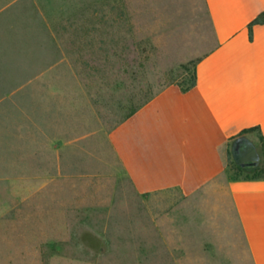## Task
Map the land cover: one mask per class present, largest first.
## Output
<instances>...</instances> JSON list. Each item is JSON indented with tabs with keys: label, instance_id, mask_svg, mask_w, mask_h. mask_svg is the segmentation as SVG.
Returning a JSON list of instances; mask_svg holds the SVG:
<instances>
[{
	"label": "rangeland",
	"instance_id": "374dc122",
	"mask_svg": "<svg viewBox=\"0 0 264 264\" xmlns=\"http://www.w3.org/2000/svg\"><path fill=\"white\" fill-rule=\"evenodd\" d=\"M10 5L0 9V264H254L228 185L249 133L225 147L183 118L194 70L183 64L210 42L204 1ZM36 11L50 53L22 84Z\"/></svg>",
	"mask_w": 264,
	"mask_h": 264
},
{
	"label": "crops",
	"instance_id": "0c3cea01",
	"mask_svg": "<svg viewBox=\"0 0 264 264\" xmlns=\"http://www.w3.org/2000/svg\"><path fill=\"white\" fill-rule=\"evenodd\" d=\"M203 1L210 32L202 38L210 42L194 55L196 82L181 98L183 118L220 136L226 147L245 128L259 126L264 135V22L254 23L264 20V0ZM254 132L242 135L251 143L246 161L264 155ZM228 183L253 263L264 264V178L230 176Z\"/></svg>",
	"mask_w": 264,
	"mask_h": 264
},
{
	"label": "trees",
	"instance_id": "16d2710c",
	"mask_svg": "<svg viewBox=\"0 0 264 264\" xmlns=\"http://www.w3.org/2000/svg\"><path fill=\"white\" fill-rule=\"evenodd\" d=\"M14 0H4L0 3V9L4 8L6 5L11 4L10 7L15 6L14 4L18 2H13ZM13 2V3H12ZM9 7V8H10ZM256 22H264L263 19L260 17L257 18L254 23ZM46 27L43 24V21L41 19V16L39 12H35V17L31 19L30 23L24 27V34L22 35V49H21V55H20V74L21 77L20 80L22 81V84L28 83L30 80H32L35 75L40 71V64L43 62L45 57H48L49 52V46L51 44L50 39L45 36ZM11 37H8L10 40ZM198 59H192L187 64H183V67H186L188 64H193V88L195 86L196 82V73H195V66ZM12 69L8 70L11 71ZM10 91H4L3 94H7ZM250 131H256L258 133L259 141L261 144L262 149L264 148V135L261 132V129L259 126H254L250 128L243 129L239 135H242L243 133L250 132ZM244 140V145L242 146H235L234 147V153L235 155H239L242 152V148H247L248 146H251V143L246 140ZM236 144V143H235ZM251 161H254L253 163H250ZM248 163H235L234 166H231V169L233 173L235 174L236 178L243 177L245 179H259L264 178V159L263 162H260V158H255L253 160L247 161ZM243 171H247V174L242 175ZM250 172L252 174H250Z\"/></svg>",
	"mask_w": 264,
	"mask_h": 264
},
{
	"label": "water",
	"instance_id": "95a60500",
	"mask_svg": "<svg viewBox=\"0 0 264 264\" xmlns=\"http://www.w3.org/2000/svg\"><path fill=\"white\" fill-rule=\"evenodd\" d=\"M254 161H251L250 163H253ZM245 163H248V162H245ZM245 163H243V164H245Z\"/></svg>",
	"mask_w": 264,
	"mask_h": 264
}]
</instances>
